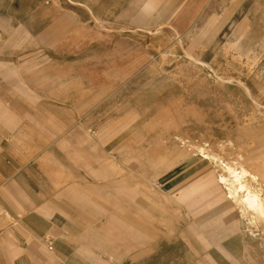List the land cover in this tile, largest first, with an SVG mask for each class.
I'll return each instance as SVG.
<instances>
[{"label":"crops","instance_id":"crops-1","mask_svg":"<svg viewBox=\"0 0 264 264\" xmlns=\"http://www.w3.org/2000/svg\"><path fill=\"white\" fill-rule=\"evenodd\" d=\"M104 3L94 28L57 26V54L74 62L0 69V264H257L264 253L226 199L188 226L193 180L201 198L221 185L211 189L201 158L200 172H161L141 114L122 104L149 101L132 79L156 56L224 53L233 40L251 50L264 0Z\"/></svg>","mask_w":264,"mask_h":264},{"label":"rangeland","instance_id":"rangeland-1","mask_svg":"<svg viewBox=\"0 0 264 264\" xmlns=\"http://www.w3.org/2000/svg\"><path fill=\"white\" fill-rule=\"evenodd\" d=\"M104 4V0H0V69L9 64L74 62L78 58L73 55L57 54V26L64 25L66 31L80 24L94 28L95 16L107 13ZM78 18L83 22L73 23ZM257 36H264V23L258 24ZM237 41L233 40L219 54L160 55L151 61V56L144 57L150 63L132 81L144 84L139 87L142 97L149 101L122 105L136 108L141 114L136 127L144 136L146 158L160 164L161 172L181 170L187 165L188 170L200 172L202 168L196 166L202 158L197 149L212 144L208 154L242 165L259 179L257 183L249 179L247 184L264 189V37L247 40L252 51ZM153 61L155 64L150 66ZM152 146L151 155L148 150ZM205 162L208 164L203 169L209 174L205 179L210 178V188H216L222 168ZM198 179L192 182L193 192L197 191L191 198L194 213L188 216V226L192 221L196 231L201 210L198 207L205 204L203 211H207L227 203L226 191L219 182L222 188L211 191L210 198H201ZM239 198L227 208L234 212L236 222L240 220L246 240L264 253V222L251 213L240 218ZM3 220L0 215V222ZM250 220L255 222L253 227ZM248 227L257 234L256 238ZM192 259L195 261L188 258V263ZM256 259L257 264H264V258Z\"/></svg>","mask_w":264,"mask_h":264},{"label":"bare ground","instance_id":"bare-ground-1","mask_svg":"<svg viewBox=\"0 0 264 264\" xmlns=\"http://www.w3.org/2000/svg\"><path fill=\"white\" fill-rule=\"evenodd\" d=\"M175 138L178 139V137ZM212 146V144H210V146L209 144L205 145V147L208 148H211ZM208 148L200 147L199 149H197V155L201 157L202 160L212 162L213 164H215V166H219L222 168L223 173L219 175L218 182L226 191L225 199L232 204L236 203L237 198H239L240 196L239 202L242 204V209L256 211L264 218V199L262 198L263 189L259 187H254L253 185H251L250 187L247 184L249 179L252 181H256L257 183L258 176L253 174L251 171H249L242 165L237 166V163L231 164L222 160L218 156L208 154Z\"/></svg>","mask_w":264,"mask_h":264}]
</instances>
